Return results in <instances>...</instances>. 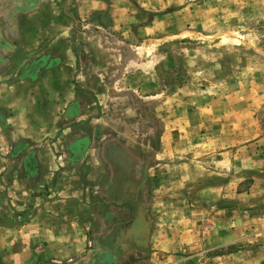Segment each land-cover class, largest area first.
<instances>
[{"label": "rangeland", "instance_id": "obj_1", "mask_svg": "<svg viewBox=\"0 0 264 264\" xmlns=\"http://www.w3.org/2000/svg\"><path fill=\"white\" fill-rule=\"evenodd\" d=\"M58 227V264H264V0H0V264Z\"/></svg>", "mask_w": 264, "mask_h": 264}, {"label": "crops", "instance_id": "obj_2", "mask_svg": "<svg viewBox=\"0 0 264 264\" xmlns=\"http://www.w3.org/2000/svg\"><path fill=\"white\" fill-rule=\"evenodd\" d=\"M82 127V124L81 123H78L76 124L74 128H81ZM81 135H74L73 137L71 138H78L80 137ZM60 140V137H57L56 141L53 142V144L55 145L56 142H58ZM67 140H70V139H67ZM64 155H67L66 152L63 153ZM57 155L56 153L53 152V154L49 155V163L47 164L46 168H56L55 167V159H56ZM40 167V165H39ZM42 169L45 168V166H42L41 167ZM41 171V170H40ZM39 171V172H40ZM49 171V170H48ZM41 173V172H40ZM54 173V172H53ZM81 244H82V236L80 234L79 231H76V233H66L65 230L63 228H55V229H52V230H49L47 232V253L49 254V256H51V260H53L56 264H58L59 260L56 259L57 255L62 253V254H78L81 250ZM11 247H13V244H11L10 246H1V249L3 251H9V253H7L5 255V257H2L1 256V262H4L3 264H7V260H9L8 258L10 257L11 259H14L13 263L14 264H21V263H24V262H35V260L37 261V257L34 255L33 251H27L24 253V250H15L16 252L14 251H11L13 250ZM14 248H20L21 247H15ZM5 249V250H4ZM5 251V252H6ZM14 253V255H10ZM2 254V253H0ZM9 255V256H8ZM54 256V257H52ZM28 260V261H27ZM8 262H11L10 260ZM13 263H10V264H13ZM32 263V264H33ZM27 264V263H25Z\"/></svg>", "mask_w": 264, "mask_h": 264}]
</instances>
